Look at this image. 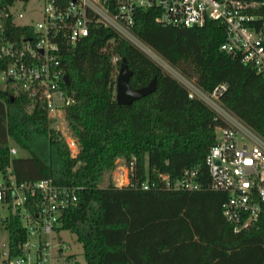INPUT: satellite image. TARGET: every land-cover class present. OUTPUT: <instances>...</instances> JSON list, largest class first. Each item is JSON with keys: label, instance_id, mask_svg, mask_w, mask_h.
Instances as JSON below:
<instances>
[{"label": "trees", "instance_id": "trees-1", "mask_svg": "<svg viewBox=\"0 0 264 264\" xmlns=\"http://www.w3.org/2000/svg\"><path fill=\"white\" fill-rule=\"evenodd\" d=\"M13 2L0 0V10ZM155 16L151 9L136 12L139 39L204 90L225 82L222 106L264 135V75L220 49L224 25L207 20L198 27L162 26ZM7 28L11 38L30 32L10 21ZM111 37L112 47L102 50ZM114 53L117 64L111 62ZM122 58L131 87L156 81L152 92L129 104L115 100L114 73ZM61 64L74 98L65 117L78 141L77 156H70L41 103L0 86V162L11 160L17 181L49 177L75 187L77 201L62 210L58 229L75 234L85 264H264V211L256 225L234 232L221 209L227 192L208 187L205 156L220 122L212 108L188 97L159 63L108 28L94 27L64 46ZM5 65L0 60V69ZM10 140L27 154L10 158ZM119 157L135 158L130 184L118 187L109 179L102 185ZM189 168L197 169L199 189L167 188L159 178L168 173L173 181ZM0 226L12 244L26 235L16 214Z\"/></svg>", "mask_w": 264, "mask_h": 264}, {"label": "built area", "instance_id": "built-area-1", "mask_svg": "<svg viewBox=\"0 0 264 264\" xmlns=\"http://www.w3.org/2000/svg\"><path fill=\"white\" fill-rule=\"evenodd\" d=\"M17 1L25 3L14 0L0 10V60L6 62L0 77L24 91L31 102L43 105L71 157L77 156L79 145L65 117V108L74 98L64 86L62 49L88 36L94 27L108 28L159 63L185 87L188 97L202 100L215 111L214 119L220 122L205 156L208 187L227 192L221 209L234 232L256 225L264 211V135L222 106L220 96L226 90L225 82L204 90L195 78L184 76L143 43L133 27L140 9L154 10L155 20L162 26L189 28L217 20L225 28L220 49L264 75V0H43L42 18L35 24L16 21V15L23 16L22 11H11ZM9 21L29 27L30 32L11 38ZM114 42V38H107L101 49L112 47ZM119 60L117 54H112L113 64ZM8 153L11 158L17 150L8 144ZM134 166V157L127 161L117 158L112 169L113 184L129 185ZM159 178L165 187L174 189L196 190L202 184L196 168L184 169L173 181L168 173ZM76 201L75 187L55 184L49 177L17 181L11 160L0 162V224L16 214L26 233L15 244L9 239L2 243L0 264H82L74 254L64 252L69 244L57 236L62 210Z\"/></svg>", "mask_w": 264, "mask_h": 264}, {"label": "rangeland", "instance_id": "rangeland-1", "mask_svg": "<svg viewBox=\"0 0 264 264\" xmlns=\"http://www.w3.org/2000/svg\"><path fill=\"white\" fill-rule=\"evenodd\" d=\"M44 6L43 0H27L25 3L17 1L11 6V11L16 14L18 11L23 12V16H15L17 22H31L32 24H35L38 20L42 18V9ZM0 86L2 88H5L6 86L13 88L14 92L18 90V87L10 82H7L0 77ZM69 131L70 127L68 126ZM9 144L11 146H14L17 150V155H26L27 153L25 151H22L18 148V146L12 141H9ZM113 174L112 171H108L105 173L103 178L102 185H106L110 180H112ZM58 237L65 243L69 244L68 248L64 249L65 253H72L74 254L78 260L83 264L85 263L83 256H82V247L81 244L77 241L76 236L74 233H72L69 230L62 229L59 231ZM8 241V232L3 227L0 226V249L2 248V243H6ZM4 247V246H3Z\"/></svg>", "mask_w": 264, "mask_h": 264}, {"label": "water", "instance_id": "water-1", "mask_svg": "<svg viewBox=\"0 0 264 264\" xmlns=\"http://www.w3.org/2000/svg\"><path fill=\"white\" fill-rule=\"evenodd\" d=\"M130 75L131 70L128 68L125 59L122 58L114 84L115 100L119 104H129L155 89V77H153L148 84L134 88L129 85ZM64 80L68 83L69 79L67 74L64 75Z\"/></svg>", "mask_w": 264, "mask_h": 264}]
</instances>
